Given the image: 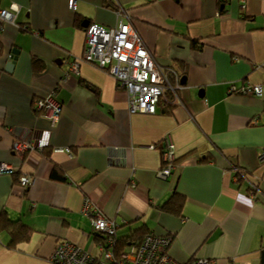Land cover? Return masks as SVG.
<instances>
[{"label": "crops", "instance_id": "0c3cea01", "mask_svg": "<svg viewBox=\"0 0 264 264\" xmlns=\"http://www.w3.org/2000/svg\"><path fill=\"white\" fill-rule=\"evenodd\" d=\"M13 3V20L0 18V162L16 167L0 174V264H50L62 239L98 256L85 199L117 222L124 250L148 231L170 238L178 263L263 264L264 0H0V8ZM116 6L176 87L154 114L129 113L114 78L81 59L84 25L116 26ZM246 81L263 94L229 91ZM53 89L54 125L32 103ZM166 135L175 160L164 179ZM17 138L43 149L19 155ZM174 189L184 196L180 215L161 209Z\"/></svg>", "mask_w": 264, "mask_h": 264}, {"label": "built area", "instance_id": "2783aa9c", "mask_svg": "<svg viewBox=\"0 0 264 264\" xmlns=\"http://www.w3.org/2000/svg\"><path fill=\"white\" fill-rule=\"evenodd\" d=\"M73 1L70 7L74 8ZM18 10L16 4L8 9L0 8V18L12 21ZM117 24L107 28L97 23H88L84 28L85 38L81 59L111 75L117 87L127 94V110L129 113L154 114L157 105L166 100V93L176 96L175 85L169 78V73L159 65L152 52L133 27L130 13L121 6H116ZM79 59L70 65L72 71H77ZM230 92L247 96H261L263 86L259 83L244 82L241 86H230ZM56 89L43 97L33 100V109L55 124L60 114L61 105L56 100ZM174 100V99H173ZM174 102V101H173ZM162 162L157 170L159 178L166 179L173 171L175 160L174 144L169 135L164 136ZM150 149L154 145L148 146ZM13 152L24 155L26 152L41 150L42 146L21 139H14L11 144ZM258 160L264 163V149L258 152ZM16 167L7 162H0V174L13 173ZM242 172L235 168L234 180L243 179ZM18 183L28 187L31 178L28 175L18 176ZM254 189V185L251 187ZM256 189V187H255ZM81 213L89 217L92 230L100 237L97 241L98 256L90 254L81 246L69 241H58L49 256L51 264H182L173 260L167 253L170 238L146 233L141 241L127 249L117 251L115 235L117 222L104 215L102 210L93 206L87 199L83 201ZM188 264H215L214 259H198Z\"/></svg>", "mask_w": 264, "mask_h": 264}, {"label": "trees", "instance_id": "16d2710c", "mask_svg": "<svg viewBox=\"0 0 264 264\" xmlns=\"http://www.w3.org/2000/svg\"><path fill=\"white\" fill-rule=\"evenodd\" d=\"M195 46V44L193 45ZM169 73V72H168ZM168 93V92H167ZM171 99V95L169 93L168 96H166V100H170ZM35 111V109H33ZM43 149V148H42ZM41 149V150H42ZM244 175V174H243ZM19 176V175H18ZM18 176H17V181H18ZM251 189V188H250ZM183 203H184V196L180 193H178L176 191V189H174V192L172 193V195L162 204V207L161 209L162 210H165L166 212L168 213H171V214H175V215H180L181 212H182V207H183ZM12 223H17V222H12ZM21 226L24 227L23 224H21ZM20 226V227H21ZM94 232V231H93ZM147 232H144V231H138L135 233V235H138V236H144ZM97 235V234H96ZM98 236V235H97ZM99 237V236H98ZM96 238L98 240H100V237L99 238ZM141 237V239H142ZM27 238V236H26ZM63 240V239H62ZM66 240V239H64ZM61 241V240H59ZM58 242V241H57ZM56 242V243H57ZM97 243V242H96ZM115 243H116V247H117V251L120 253L121 251L124 250V245L123 243H119L118 240L116 239V235H115ZM56 245V244H55ZM55 247V246H54ZM54 249V248H53ZM53 251V250H52ZM261 253H262V258H263V264H264V248L261 250ZM50 262V261H49ZM51 264V263H50Z\"/></svg>", "mask_w": 264, "mask_h": 264}, {"label": "water", "instance_id": "95a60500", "mask_svg": "<svg viewBox=\"0 0 264 264\" xmlns=\"http://www.w3.org/2000/svg\"><path fill=\"white\" fill-rule=\"evenodd\" d=\"M86 27V25H84ZM18 51L16 49H13L9 55L8 63L6 64V69L11 71L12 67L15 64L16 58H17Z\"/></svg>", "mask_w": 264, "mask_h": 264}]
</instances>
